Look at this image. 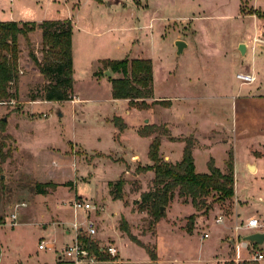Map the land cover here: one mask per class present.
I'll return each instance as SVG.
<instances>
[{
  "label": "rangeland",
  "instance_id": "1",
  "mask_svg": "<svg viewBox=\"0 0 264 264\" xmlns=\"http://www.w3.org/2000/svg\"><path fill=\"white\" fill-rule=\"evenodd\" d=\"M7 20H70L73 84L72 99L29 100L45 81L29 57L33 51L41 59V32H30L28 40L20 36L18 99L0 103L13 139L1 173L0 264H61L59 254L75 238L71 223L87 216L95 234L83 230L78 238L117 249L114 257L102 254L104 264H217L227 256L217 242L219 230L230 237L255 216L263 226L256 230L264 231V0H0V21ZM176 40L187 44L181 54ZM244 42L242 54L238 47ZM106 58L151 60L153 96L144 108L112 98L110 78L119 74H105L100 60ZM252 69L254 81L236 79ZM114 116L125 123L122 130ZM175 122L181 126L173 134L169 126ZM151 125L166 129L159 145L166 161L167 154L181 159L183 139H195L198 173L208 172L210 158L226 172L231 149L232 198L214 202L209 196L212 207L197 211L175 196L151 226V216L135 202L152 179L148 171H137L150 163L151 139L138 130ZM247 163H256V171ZM119 178L129 183L123 199L113 200L108 182ZM132 181L140 182L139 192ZM47 182L57 187L44 186L54 191L36 198L35 184ZM74 199L101 209L74 212ZM121 217L132 235L154 248L155 260L119 229ZM40 241L54 247L39 249ZM254 251L263 257L252 259ZM238 254L245 264H264V242L241 247Z\"/></svg>",
  "mask_w": 264,
  "mask_h": 264
},
{
  "label": "trees",
  "instance_id": "2",
  "mask_svg": "<svg viewBox=\"0 0 264 264\" xmlns=\"http://www.w3.org/2000/svg\"><path fill=\"white\" fill-rule=\"evenodd\" d=\"M35 29L41 32V59L33 51L29 57L42 74L44 82L39 89L32 92L28 98L31 101H64L71 99L73 84L72 62V25L70 20H44L41 22H17L14 20L0 21V103H8L18 99V83L23 71L19 69V38L28 40V34ZM104 70L111 74H119L110 78L111 96L114 99H126L130 107L142 109L146 106L145 100L153 96V70L148 58L101 59ZM13 86V90H11ZM168 101V100H160ZM115 126L122 130L125 123L119 116L113 117ZM6 120L0 117V191L3 190L2 165L12 155L9 144L12 137L6 133ZM142 136L153 135L148 146V157L152 162L137 171H153L146 190H142L136 200L137 210L151 216L149 224L152 226L162 217L160 206H166L175 196L190 201L197 211H208L212 203L207 199L212 196L214 202H224L234 194V166L233 153L228 152L227 171L222 172L214 165L212 158L208 160V172L195 171L192 150L195 139L192 136L184 138L182 157L179 161L169 162L159 156L161 136L165 135V127L151 125L148 130H138ZM129 181L119 178L115 182H108L109 194L113 200L123 199V187ZM133 192L141 190L139 181H132ZM44 186L56 187L55 183H36L37 193H46ZM126 206L127 203L124 202ZM193 215L189 221H193ZM193 226L187 228L189 231ZM119 229L128 238L142 246L151 260L156 259L154 248L137 239L129 231L127 221L121 217ZM94 252L99 253V247L92 242H86Z\"/></svg>",
  "mask_w": 264,
  "mask_h": 264
},
{
  "label": "built area",
  "instance_id": "3",
  "mask_svg": "<svg viewBox=\"0 0 264 264\" xmlns=\"http://www.w3.org/2000/svg\"><path fill=\"white\" fill-rule=\"evenodd\" d=\"M236 79L240 80L242 83H250L254 81L255 77L252 73H243L239 72L236 74ZM74 212L79 209L89 211H96L100 208L95 202H90L86 200L74 199L71 203ZM101 209V208H100ZM12 224L13 220L16 218L15 214H11ZM217 221H222V216L217 217ZM72 229L75 231V238L72 243L66 245L61 253L58 256L59 262L61 264H104L106 260H104L101 256L102 254H106L108 256H115L117 254V249L113 245H106L99 247V253L92 251L86 243L82 242L77 234L82 232L83 230L88 235L95 234L94 222L91 218L87 216V218L79 224L76 220L71 223ZM261 225L258 223V220L255 217H250L243 226H236V229H254L259 228ZM203 237H207V233L203 234ZM54 245L52 243H46L44 241H40L38 244L39 249H48L53 248ZM262 254L254 251L252 254V259L257 260L262 258Z\"/></svg>",
  "mask_w": 264,
  "mask_h": 264
},
{
  "label": "crops",
  "instance_id": "4",
  "mask_svg": "<svg viewBox=\"0 0 264 264\" xmlns=\"http://www.w3.org/2000/svg\"><path fill=\"white\" fill-rule=\"evenodd\" d=\"M245 43V42H244ZM186 48V47H185ZM185 48L183 49V52H184V50H185ZM251 49H252V51H253V49H255V46H251ZM245 52H246V43H245ZM244 52V53H245ZM250 73H252L254 76H255V74H254V71H253V69L250 71ZM72 99V98H71ZM126 100V99H125ZM166 100V99H165ZM43 100H41V102H42ZM127 101V103H128V100H126ZM34 102V101H33ZM37 102V101H36ZM128 107L130 108V106H129V104H128ZM144 121H147V119H145ZM181 125H180V123H178V122H175V123H173V125H171V126H169V128H170V130H171V132L174 134V133H176V132H174L175 130H177V129H179V127H180ZM232 130H234V128L232 127ZM216 132H217V134H219L220 133V131L219 130H215ZM222 133H226V132H224V129H222V131H221ZM151 139L153 138V135H150L149 136ZM151 139H150V141H151ZM234 141H235V139H234ZM211 145H212V143H211ZM183 150V149H182ZM193 155V154H192ZM164 158H167V160L169 161V159H171V161H169V162H176V161H179L180 159H174V158H172V157H170L168 154H167V156H165ZM194 159V158H193ZM152 163H151V161H150V163H148L147 165H151ZM247 165H248V167L250 166V165H252V164H248L247 163ZM253 167H254V170L256 171V169H257V165H256V163H254V165H252ZM250 169V168H249ZM221 170V169H220ZM149 173L148 174H150V175H152V177H153V171L152 170H147ZM222 171V170H221ZM125 172H129V170L127 169ZM222 172H224V171H222ZM205 173V172H204ZM151 177V178H152ZM234 182H235V177H234ZM52 183H54V182H52ZM56 184V183H55ZM57 187V186H56ZM54 190H51L49 193L48 192H46V193H44V194H42V193H36V195H37V197L36 198H38L39 197V195H49V194H51L52 192H53ZM236 193V192H235ZM123 205V208H125V206H124V204H122ZM103 208V207H102ZM250 216H254V215H250ZM255 217V216H254ZM256 218V217H255ZM257 219V218H256ZM258 223H259V221H258ZM264 225V224H263ZM261 227V229L263 228V226H260ZM259 227V228H260ZM257 228H254V229H239V230H237V231H235L233 234L234 235H231L230 237H226L225 236V234H224V231H223V229H221V230H219V232L217 233L218 234V237H217V242H218V244L220 245V247H224L225 248V253H226V255L227 256H224V257H222V258H220L219 260H217V264H245V262L246 261H244L243 259H242V257L241 256H239V254H238V251H239V249L241 248V247H247V248H250L251 246L252 247H254V246H256V244L255 243H250V242H248V241H246V240H244V236L245 235H247V234H250V233H253V232H259V233H264V231H262V230H256ZM251 231V232H250ZM241 241H244L243 243L241 242ZM262 242H264V239H263V241ZM243 244V245H242ZM263 257V256H262Z\"/></svg>",
  "mask_w": 264,
  "mask_h": 264
},
{
  "label": "water",
  "instance_id": "5",
  "mask_svg": "<svg viewBox=\"0 0 264 264\" xmlns=\"http://www.w3.org/2000/svg\"><path fill=\"white\" fill-rule=\"evenodd\" d=\"M175 46H176V53L181 54L183 52V49L187 46V44L183 40H176L175 41ZM240 52L244 54L245 52V44L241 43L238 47ZM106 75H111L110 71L105 70L104 71ZM4 120L6 118L4 117ZM252 165L249 166L251 169ZM164 209V206H160V212H162ZM244 240L250 242V243H255V244H261L263 239H264V233H259V232H253L250 234L245 235Z\"/></svg>",
  "mask_w": 264,
  "mask_h": 264
},
{
  "label": "bare ground",
  "instance_id": "6",
  "mask_svg": "<svg viewBox=\"0 0 264 264\" xmlns=\"http://www.w3.org/2000/svg\"><path fill=\"white\" fill-rule=\"evenodd\" d=\"M252 167H253V166H252ZM252 167H251V168H252Z\"/></svg>",
  "mask_w": 264,
  "mask_h": 264
}]
</instances>
